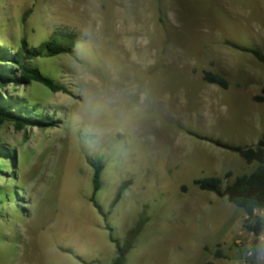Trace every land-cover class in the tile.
Listing matches in <instances>:
<instances>
[{"label": "rangeland", "instance_id": "obj_1", "mask_svg": "<svg viewBox=\"0 0 264 264\" xmlns=\"http://www.w3.org/2000/svg\"><path fill=\"white\" fill-rule=\"evenodd\" d=\"M53 38L65 54L26 62L68 93L0 88L16 113L47 119L0 123V264H114L130 234L125 264H264V210L254 245L255 220L195 184L259 167L203 138L264 135V64L226 44L264 55V0H0V45Z\"/></svg>", "mask_w": 264, "mask_h": 264}, {"label": "trees", "instance_id": "obj_2", "mask_svg": "<svg viewBox=\"0 0 264 264\" xmlns=\"http://www.w3.org/2000/svg\"><path fill=\"white\" fill-rule=\"evenodd\" d=\"M230 47L247 54L253 55L258 61L264 64V55L258 49L247 48L235 43L226 42ZM20 50L12 51L5 46L0 45V88L11 83H38L53 93L68 91L61 85L57 84L51 77L43 74L37 68H33L26 62L31 57L34 58L37 54L45 53L50 57L63 55L67 52L68 46L65 45L63 39L53 38L44 43L39 49H28L25 40L22 42ZM29 56V57H27ZM21 75L22 79H17V75ZM204 80L213 85H217L224 90L230 87V83L220 75L211 72L205 73ZM256 101L264 102V88L262 96L256 97ZM10 103L0 98V123L9 122L14 124L18 129L26 126H45L47 119L41 116L38 119H28L16 113L12 109ZM204 140L214 144L215 146L238 154L247 163H258L259 167L250 175L237 178L234 182L224 185L223 180L217 177H208L195 182L200 190L214 193L219 198H227L228 201L237 208L242 209L248 216V219L255 220L254 225L250 227L253 233L254 245L259 243L263 221L256 216L258 210H264V135L259 140L257 145L251 147L232 146L227 143L203 138ZM6 155L0 152V158H5ZM94 167V186L95 191L91 197V203L98 210L103 212L102 207L96 200L97 193L101 190L102 175L105 170V165L102 160H98L92 164ZM120 192L114 201L117 204L121 199ZM126 240L125 246H119V257L114 264H125L126 256L129 248L132 245V240L135 235L130 234Z\"/></svg>", "mask_w": 264, "mask_h": 264}]
</instances>
